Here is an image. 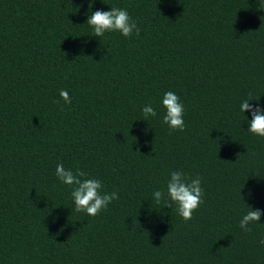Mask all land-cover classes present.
Masks as SVG:
<instances>
[{"label":"trees","instance_id":"16d2710c","mask_svg":"<svg viewBox=\"0 0 264 264\" xmlns=\"http://www.w3.org/2000/svg\"><path fill=\"white\" fill-rule=\"evenodd\" d=\"M103 2L0 0V264H264V217L239 228L242 195L264 211V139L239 112L249 95L264 103L260 0ZM90 4L127 8L139 35L92 36ZM169 90L183 131L162 123ZM58 163L119 200L95 218L72 211ZM172 170L202 178L203 203L189 221L163 203L148 219Z\"/></svg>","mask_w":264,"mask_h":264},{"label":"clouds","instance_id":"9594fccd","mask_svg":"<svg viewBox=\"0 0 264 264\" xmlns=\"http://www.w3.org/2000/svg\"><path fill=\"white\" fill-rule=\"evenodd\" d=\"M92 6V4L89 5L85 25L90 28L92 36L99 38L100 41L101 38L111 33H119L124 38H131L134 34L139 35L138 23L127 8L110 7L109 11H93ZM260 7L264 8V0H260ZM59 96L65 105L71 104V95L67 89H61ZM253 101L256 103L253 104ZM158 107L163 112L162 123L167 125L170 132L185 129V104L175 91H165L160 98ZM239 112L248 124L246 132L254 137L264 139V103H261V98H252L249 95L247 98L241 99ZM141 113L142 120L147 122L158 118L159 115L157 107L151 103L145 104ZM246 113H250V118ZM55 176L61 185L71 190L70 197L73 204L71 210L76 213L95 218L107 210L113 201L120 198L118 191H107L101 179L90 176L80 169L74 171L72 168H67L64 164L58 163ZM202 183V178L199 176L191 178L182 170L170 171L166 178V188L154 191L151 199L147 200L150 201L146 210L148 219L152 217L154 205L163 203L167 208L172 209L175 206L176 213L184 221L191 220L194 212L203 203L205 192ZM254 195V192L249 190L247 198L252 199ZM242 198L247 210L242 213L239 219V228L244 232H250L253 226L261 224L264 211L254 209L245 202L243 195ZM259 243L264 245V239H261Z\"/></svg>","mask_w":264,"mask_h":264}]
</instances>
